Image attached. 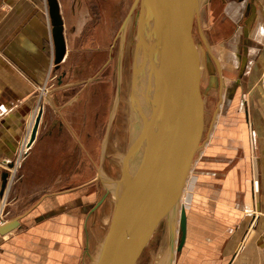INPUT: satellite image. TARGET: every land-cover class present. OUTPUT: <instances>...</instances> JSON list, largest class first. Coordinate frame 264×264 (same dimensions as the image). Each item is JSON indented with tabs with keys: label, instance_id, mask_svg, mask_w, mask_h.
<instances>
[{
	"label": "rangeland",
	"instance_id": "rangeland-1",
	"mask_svg": "<svg viewBox=\"0 0 264 264\" xmlns=\"http://www.w3.org/2000/svg\"><path fill=\"white\" fill-rule=\"evenodd\" d=\"M132 2L60 0L66 58L56 68L52 65L50 80L40 89L38 103L28 115L25 129L18 137V149L10 164L3 168L8 175L0 195V224L20 217V224L14 231L6 236L0 235V257H6L8 263L83 264L87 215L101 196L97 176L113 108L117 66L120 64L117 36ZM250 9L254 12L251 24L247 23L252 13ZM260 22L264 25V3L260 0H205L192 22L186 49L200 112V136L183 192L185 199L191 195L190 202L197 183L195 163L204 144L228 108L237 103L241 105L246 72L249 79L252 72L250 65H246V60L250 59V43L255 39L264 44V32L254 37L248 36L245 30L247 26L256 28ZM220 51L228 56L229 62L225 66L218 60L217 52ZM71 83L75 85L57 91L55 96H46L51 89ZM255 85L249 81V90ZM78 96L81 103L74 101L77 98L78 102ZM56 97L60 104L55 103ZM51 104L56 105L69 130V118L76 116L78 127L76 131L71 130L70 136L76 145L77 162L70 164V172L62 170L55 179L44 178V172L38 180L40 188L21 187L22 166L30 150H24V138L37 112L42 110L43 113L51 108ZM72 106L78 107L72 109ZM80 124L88 129L86 141L80 137L83 133L79 129ZM191 181L193 185L190 187ZM34 189L42 192L28 193ZM190 202L184 200L185 206L180 205L186 208ZM165 224V219L158 224L135 264H153L158 247L165 242Z\"/></svg>",
	"mask_w": 264,
	"mask_h": 264
},
{
	"label": "crops",
	"instance_id": "crops-1",
	"mask_svg": "<svg viewBox=\"0 0 264 264\" xmlns=\"http://www.w3.org/2000/svg\"><path fill=\"white\" fill-rule=\"evenodd\" d=\"M250 11L249 24L254 14ZM245 31L255 37L264 32V25L247 26ZM249 47L246 65L252 72L250 79L246 72L243 101L230 106L214 125L195 163L197 183L185 208L184 240L173 264H264V44L254 39ZM53 53L46 0H0V190L3 168L16 152L18 137L38 103L39 91L48 84L52 65L58 66L53 63ZM217 54L220 64L227 65L228 56L221 51ZM249 81L256 84L250 90ZM74 85L51 89L46 96ZM78 98L74 101L81 103ZM55 103H61L57 97ZM69 123L70 130L54 104L43 111L22 166L21 187L40 188L38 180L44 172L48 179L57 178L62 170L70 172V164L77 162L76 145L70 136L78 127L76 116L69 118ZM80 125V137L86 141L88 129ZM40 192L34 189L28 193ZM0 264L11 263L2 256Z\"/></svg>",
	"mask_w": 264,
	"mask_h": 264
},
{
	"label": "water",
	"instance_id": "water-1",
	"mask_svg": "<svg viewBox=\"0 0 264 264\" xmlns=\"http://www.w3.org/2000/svg\"><path fill=\"white\" fill-rule=\"evenodd\" d=\"M54 58L64 59L66 43L58 0H46ZM193 5H195L193 7ZM153 56L156 75L154 125L134 181L106 240L99 264H135L154 230L177 202L198 150L199 107L196 103L185 40L191 19L197 16L195 0H152ZM39 112L31 133L40 123ZM11 167V165H9ZM7 173L2 174L1 193ZM19 218L0 224V235L19 225ZM186 215L179 219L180 250Z\"/></svg>",
	"mask_w": 264,
	"mask_h": 264
},
{
	"label": "bare ground",
	"instance_id": "bare-ground-1",
	"mask_svg": "<svg viewBox=\"0 0 264 264\" xmlns=\"http://www.w3.org/2000/svg\"><path fill=\"white\" fill-rule=\"evenodd\" d=\"M151 1L133 0L117 36L120 44L118 55L120 64L117 66L113 108L97 176L101 196L87 215V226L84 227L86 252L83 264H99L106 240L137 174L153 129V106L157 81L152 68L153 13ZM204 1L195 0L197 16ZM193 20L191 19L189 23L184 42ZM35 120V118L32 119L33 124L24 138V150L30 147ZM192 185L193 181L190 187ZM185 187L177 202L164 217L165 242L158 247L153 264H171L174 261L180 238V211L181 208L185 210L184 200L189 203L191 198L190 194L186 199L183 197ZM181 203L184 206H181Z\"/></svg>",
	"mask_w": 264,
	"mask_h": 264
}]
</instances>
